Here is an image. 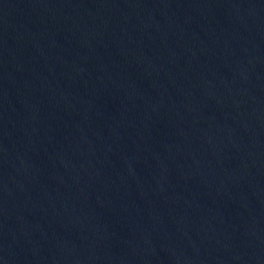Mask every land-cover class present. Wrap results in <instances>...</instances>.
Here are the masks:
<instances>
[{"label":"water","instance_id":"water-1","mask_svg":"<svg viewBox=\"0 0 264 264\" xmlns=\"http://www.w3.org/2000/svg\"><path fill=\"white\" fill-rule=\"evenodd\" d=\"M0 264H264V0H0Z\"/></svg>","mask_w":264,"mask_h":264}]
</instances>
